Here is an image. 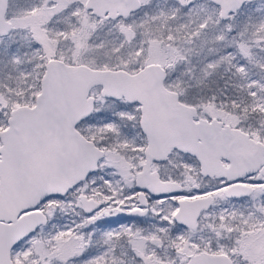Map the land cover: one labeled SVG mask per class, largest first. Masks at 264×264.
Instances as JSON below:
<instances>
[{"label":"snow or ice","instance_id":"1","mask_svg":"<svg viewBox=\"0 0 264 264\" xmlns=\"http://www.w3.org/2000/svg\"><path fill=\"white\" fill-rule=\"evenodd\" d=\"M0 264H264V0H0Z\"/></svg>","mask_w":264,"mask_h":264}]
</instances>
